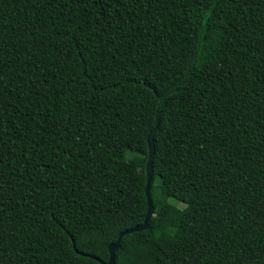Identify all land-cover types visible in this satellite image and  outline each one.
<instances>
[{"label":"trees","instance_id":"16d2710c","mask_svg":"<svg viewBox=\"0 0 264 264\" xmlns=\"http://www.w3.org/2000/svg\"><path fill=\"white\" fill-rule=\"evenodd\" d=\"M111 254L264 264V0H0V264Z\"/></svg>","mask_w":264,"mask_h":264},{"label":"water","instance_id":"95a60500","mask_svg":"<svg viewBox=\"0 0 264 264\" xmlns=\"http://www.w3.org/2000/svg\"><path fill=\"white\" fill-rule=\"evenodd\" d=\"M148 190H149V177L147 178L146 194H147L148 202H150L149 195H148ZM140 228L141 227H136V228H133V229H130V230H127L125 232L120 233V235L118 236V238H117L116 242L114 243L113 247L114 248L117 247V245L120 242V238L122 237V235H124L125 233H128V232H131V231L140 229ZM107 264H113V254H111L110 259H109V262Z\"/></svg>","mask_w":264,"mask_h":264},{"label":"rangeland","instance_id":"374dc122","mask_svg":"<svg viewBox=\"0 0 264 264\" xmlns=\"http://www.w3.org/2000/svg\"><path fill=\"white\" fill-rule=\"evenodd\" d=\"M181 208H183L184 216L190 217V213L183 207V205H179ZM88 235L82 234L79 238V242L82 248H85L87 245Z\"/></svg>","mask_w":264,"mask_h":264}]
</instances>
